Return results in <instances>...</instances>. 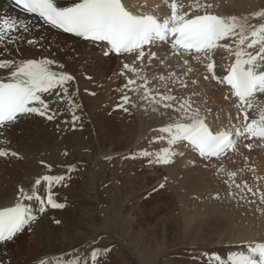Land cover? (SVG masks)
Wrapping results in <instances>:
<instances>
[{
    "label": "bare ground",
    "instance_id": "obj_1",
    "mask_svg": "<svg viewBox=\"0 0 264 264\" xmlns=\"http://www.w3.org/2000/svg\"><path fill=\"white\" fill-rule=\"evenodd\" d=\"M84 1H88L86 5L96 2L95 0H43L45 4L54 8L56 11L69 9ZM122 1L131 13L140 16L151 14L165 27H168L170 24L179 25L184 20L198 14L215 13L220 15L224 20L226 25L225 33L222 39L216 41L213 47L205 51L196 52L179 48L171 42L172 38H166L164 40L153 39L147 46L129 52L115 53V56H112L111 50L103 42L84 39L81 36L77 38V36L66 34L47 23L40 15L23 10L12 0L0 2V9H10L11 14L10 18L0 16V51H4V54L2 56L0 55V89L10 82H18L29 88L41 87V89L31 94L30 101L12 120L0 123V141L6 140L11 142L13 146L18 145L16 157L14 156L10 160L7 157L6 159H0V170H2L0 173V212H9L15 207H24L23 219L19 223L18 229L11 237L1 242L0 245L10 242L16 237L18 231H21L26 226H40L44 217L40 215L37 219H31L30 217L33 214L32 210L34 212L39 211L41 204L44 202V197L45 199L49 197L45 195L46 193L50 194L49 200L53 201L54 196L51 194V191L56 185V181L51 179L55 174L46 171V166L41 164L40 161L44 156L49 157L47 161L51 162V164L62 159L61 149L59 150L58 147V144L60 145L58 138H55V140L58 139L55 142L40 141L35 146L25 144L24 131L27 125L26 121L22 122L20 119L24 115L22 113L31 103H51L52 99H59L58 97H63L67 92L70 93V91H64L54 87L55 82L52 77L55 73L52 71L46 70L41 80H33L31 79L32 77H27L24 72L31 67L30 64L33 61L35 62L37 58L47 56V50L45 49L46 43L55 41L67 43L77 40L79 46L86 50L84 51L85 54L87 52L86 55L88 57L99 58V55L106 54L108 57L120 59L128 64L127 67L129 68H127V73L129 80L132 82V90L129 92V102L134 114V123L129 124L124 123V121L123 125H121V133L119 135L124 138L125 136H129L131 131L135 132L134 140L132 141L136 142L139 147L144 145H141L139 140L147 132L155 135H167L166 141L164 137L161 138L159 143L161 147L158 155L160 156V154L165 152L163 161L169 178V180L167 179L169 181V189L178 200L185 229L187 225H192L195 218L198 219L196 217L198 212L205 213L203 208H207V206L202 208L197 207V205L203 204L202 206H205L209 203L211 204V194L213 192L218 193L219 197H216L217 200L215 203L229 207V219L224 224V230L229 234L231 232V235L227 236H235L238 245L247 242H257L256 246L259 255L257 252L256 257H247L248 259L243 264H250L251 262L262 264L261 249L264 247V211L262 212L264 209V80L259 81L252 93L242 101L233 95L230 86L223 81V76L233 65L239 66L251 75L264 73V0ZM4 20L5 25L1 27V22ZM44 30L47 32L44 33ZM92 46H98L100 50H87V48H91ZM65 49L71 50V46L65 44ZM124 88L123 90L126 89ZM69 107L62 110L65 120H70L73 115V111ZM241 110H244V113L248 116L247 121L254 122V131L261 129L263 131L262 133L254 136L253 133L244 130V125L247 121H243L242 114H240ZM19 120L22 122L21 124L17 123ZM65 123L67 122L65 121ZM184 123H197L205 128L208 127L215 134L229 133V147L215 157H200L195 148L181 138V132H179L178 126ZM68 126L66 127V131L70 132V126ZM113 127L112 121L107 119L104 129L112 132ZM72 133L73 131L70 132L71 137H77L76 133ZM150 134L147 135L149 136ZM144 138L148 139L146 137ZM94 145L96 151L91 157L93 165L100 157V154L97 153L100 149L96 144ZM136 145L134 146L133 143L134 149L137 148ZM151 145L153 144L151 143L149 146ZM78 147L72 143L67 145L70 154ZM146 147L148 146L146 145ZM123 152L125 150L121 148V150H116L112 154H123ZM218 160H221L219 161L221 162V166L227 171L228 177H225L228 179L226 178L227 180L221 181L220 179L222 177L220 179H217L216 176V178L210 177L207 179L209 183V187H207L208 191L205 187L201 188L199 179H196L198 184L194 181L197 185V188H194L189 185L186 186L182 178L180 180H183V182L176 178L177 171L179 173L178 169L180 167L186 168V166H190L189 162L193 161L194 163L201 164L204 161L214 162ZM44 161L46 162V159ZM131 169H129V172ZM203 170L205 171L204 167ZM214 173L209 172L211 175ZM37 174L42 175V181L36 183L37 180L35 181V179ZM126 174L129 175L128 171ZM86 182H89V180H86ZM126 187L125 184H122L116 189L109 191L112 199L115 201L117 198L122 199L125 197L127 192ZM31 188L34 189L31 190ZM58 189L62 190L60 186ZM32 193L33 195L34 193L41 195V200H36L33 197L29 200H23L24 196L32 195ZM249 193L250 196H247ZM243 195L247 196L248 200L245 199L246 202L243 199ZM197 200H201L204 203H197ZM248 201L250 202L248 203ZM240 202H244L245 205L242 210L239 208L242 205ZM48 203H45L42 212L48 209ZM229 203H231L232 207ZM103 207L108 208L106 215L112 218L115 212L109 210L111 206L106 202ZM208 211L211 210L209 209ZM198 220L195 219V221ZM35 223L37 224L35 225ZM81 228L82 225L78 226V229L75 231L76 235L82 230ZM63 232H59L56 236V244L54 246L47 247L46 249L41 248L43 250L38 252L35 257L36 259L29 264H46L52 258L56 260L55 263L67 264L65 257H62L65 252L71 257L70 259L69 257L66 259L71 261L72 257H74L72 255L76 254L75 250L79 244ZM128 232L131 236H140L141 234L138 230H129ZM140 240L142 243H147V239L144 237H141ZM161 246H164V244ZM160 252L162 253V251ZM24 253H27V251ZM89 256L86 255L83 257L78 264H90V262L86 261L89 259ZM25 258L28 259V257Z\"/></svg>",
    "mask_w": 264,
    "mask_h": 264
},
{
    "label": "rangeland",
    "instance_id": "obj_2",
    "mask_svg": "<svg viewBox=\"0 0 264 264\" xmlns=\"http://www.w3.org/2000/svg\"><path fill=\"white\" fill-rule=\"evenodd\" d=\"M4 1L6 0H0V2ZM1 15L3 18H10V9H0ZM12 24L14 25V23ZM4 25L5 20L1 22V27ZM45 32L47 31L44 30ZM47 37L49 38V36ZM46 44L47 56L33 61L30 64L31 67L24 74L27 77H32L33 80H41L46 70L52 71L55 73L52 77L55 82L54 87L70 91V93L67 92L65 96L58 97L59 99H52L51 103H31L22 113L24 115L20 120L26 121L27 125L24 131L25 144L35 146L40 141L55 142L59 139L58 147L59 150L61 149L62 159L51 164L47 161L49 157L44 156L40 161L46 166V171L55 174L51 177L56 181V185L51 191L54 199L50 201V194L46 193L45 195L49 197L47 199L44 197L39 211L32 210L31 219H37L40 215L44 217L39 227L26 226L21 230L22 232L18 231L16 237L10 242L2 244L3 246L0 245V264L31 263L36 259L38 252L54 246L56 236L63 231L79 244L71 261L66 259L70 255L66 252L63 254L62 257H65L67 264L69 262L78 264L86 255H90L86 260L90 264H243L248 259L247 257H256L257 242L238 245L235 236H227L231 235V232L229 234L224 230V224L229 219V207L215 203L219 197L218 193L211 194L210 201L212 203H209L210 205H197L202 208L207 206V208H203L205 213L198 212L196 217L199 220L195 218L198 221L194 219L192 225H187L185 229L178 200L169 189V178L163 161L165 152L158 155L161 138L164 137L166 141L167 135H155L147 132L139 140L141 145L144 144L142 147L132 141L135 132L131 131V135L124 138L119 135L124 121V123H134V114L129 102L132 82L127 73L128 64L120 59L108 57L106 54L99 55V58L88 57L87 52L85 54L86 50L79 46L77 40L67 43L55 41ZM65 44H69L71 50L65 49ZM89 49L100 50L98 46L87 48V50ZM3 54L4 51H0V55ZM111 54L115 56L112 51ZM123 87L126 88H124L126 91L123 90ZM55 105L57 106L55 107ZM67 107L73 111L71 121L65 120L62 114V110ZM107 119L113 123L112 132L104 129ZM20 120L17 122L18 124L22 123ZM67 126L70 132L73 131L77 134V137H71L70 132L66 131ZM147 134H150L151 137ZM55 138L58 139L55 140ZM150 142L153 145L149 146ZM69 143L79 146L76 150L74 149L72 154L67 148ZM133 143L134 146L137 144V150L133 148ZM94 144L100 149L97 152L100 157L93 165L91 157L96 151ZM62 146L63 148H61ZM121 148H124L126 152H123L124 155L112 154ZM17 149V144L13 146L9 141H0V159L7 157L10 160L12 157H16ZM45 159L47 163L44 161ZM219 161L221 160L204 161L201 164L189 162L190 166H186V168L189 167L187 170L184 167L178 169L179 173L177 171L176 178L178 180L182 178L186 186L194 188H197L195 182H197L196 179H199L201 188L205 187L208 191L207 179L210 177L216 176L217 179L222 177L221 181L228 179L227 171ZM128 168L133 169L130 170L131 173ZM64 169L66 171L63 172ZM127 171L129 175L126 174ZM1 172L2 170H0ZM209 172L216 173L211 175ZM36 176V183L41 182L42 175L37 174ZM183 180L180 181L183 182ZM122 184H125V187L128 185L126 195L122 199L117 198L114 201L109 191ZM59 186L62 190L58 189ZM144 186L145 188H143ZM33 189L31 188V190ZM247 196H250V193ZM247 196L243 195L245 202L248 200ZM31 197L41 200V195L36 193L24 196L23 200H29ZM47 202H49L48 209L42 212ZM106 202L111 206L109 210L115 212L112 218L106 215L108 208L103 207ZM197 203L204 202L197 200ZM241 204L239 208L242 210L245 205L244 202ZM229 205L232 207L231 203ZM209 209L211 211H208ZM209 214H213L212 217ZM109 222L110 224H108ZM81 225L82 230H79L80 232L76 235L75 231ZM129 230H138L141 234L140 236H131ZM139 237L147 239V243H142ZM34 243L36 244L34 245ZM162 244L164 246H161ZM26 251L27 253H24ZM160 251L164 253L162 254ZM25 257H28L29 260ZM55 262L56 260L52 258L46 264H59Z\"/></svg>",
    "mask_w": 264,
    "mask_h": 264
}]
</instances>
